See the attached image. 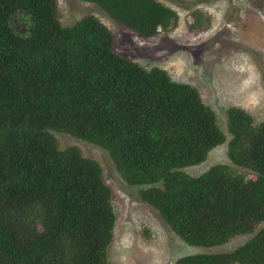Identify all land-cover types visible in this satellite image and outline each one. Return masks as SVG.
<instances>
[{"label":"trees","instance_id":"trees-1","mask_svg":"<svg viewBox=\"0 0 264 264\" xmlns=\"http://www.w3.org/2000/svg\"><path fill=\"white\" fill-rule=\"evenodd\" d=\"M141 38L167 31L176 13L157 0H86ZM23 15L24 34L11 16ZM193 25L202 16L190 12ZM198 89L114 50L92 13L62 25L56 0H0V264H109L115 217L109 186L76 144L104 148L119 176L139 186L186 243L211 247L264 220V118L225 110L231 163L196 176L181 168L224 141ZM264 264V226L237 248L179 257L176 264Z\"/></svg>","mask_w":264,"mask_h":264},{"label":"rangeland","instance_id":"rangeland-1","mask_svg":"<svg viewBox=\"0 0 264 264\" xmlns=\"http://www.w3.org/2000/svg\"><path fill=\"white\" fill-rule=\"evenodd\" d=\"M157 1L176 13L177 22L170 30L158 31L148 38L137 36L94 2L56 0V5L62 25L92 13L113 34L117 53L146 69L162 68L174 81L198 89L211 107L224 141L212 147L200 163L181 168L183 172L196 176L211 165L223 164L249 177L247 169L234 165L227 157L225 110L232 106L242 108L253 122L264 118V0ZM190 12L202 16L200 25L191 23ZM10 25L18 34L27 31V21L20 13L11 16ZM52 133L59 148L76 144L82 154L100 165L102 178L110 188L115 217L107 251L109 264H176L179 257L187 254L230 251L264 226L263 220L252 232L236 234L221 245H190L139 198V186L122 180L104 148L71 134Z\"/></svg>","mask_w":264,"mask_h":264}]
</instances>
